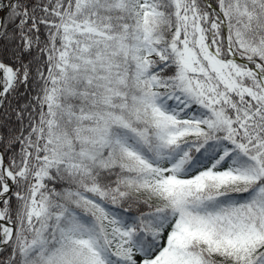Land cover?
<instances>
[{
	"label": "snow or ice",
	"instance_id": "6c2138e0",
	"mask_svg": "<svg viewBox=\"0 0 264 264\" xmlns=\"http://www.w3.org/2000/svg\"><path fill=\"white\" fill-rule=\"evenodd\" d=\"M0 264H264V0H0Z\"/></svg>",
	"mask_w": 264,
	"mask_h": 264
}]
</instances>
